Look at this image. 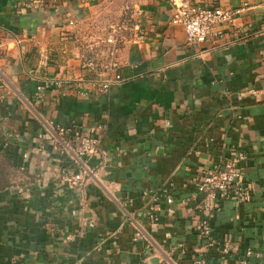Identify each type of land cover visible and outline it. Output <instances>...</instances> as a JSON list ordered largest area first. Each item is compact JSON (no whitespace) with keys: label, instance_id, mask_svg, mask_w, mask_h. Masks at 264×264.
<instances>
[{"label":"crops","instance_id":"1","mask_svg":"<svg viewBox=\"0 0 264 264\" xmlns=\"http://www.w3.org/2000/svg\"><path fill=\"white\" fill-rule=\"evenodd\" d=\"M28 1L0 0V154L33 176L0 189V264H145L179 242L198 245L196 185L239 155L251 200L227 199L201 216L216 235L261 251L264 264V0ZM183 2L232 8L236 18L189 44L172 23ZM117 25L124 82L79 95L72 84L84 89L97 72H86L85 58L106 76V36ZM74 120L105 126L104 163L90 161L95 176L82 190L62 181L77 169L59 164L47 136ZM162 187L174 202L162 199L152 222L157 203L145 192ZM138 227L151 247L133 241Z\"/></svg>","mask_w":264,"mask_h":264},{"label":"built area","instance_id":"2","mask_svg":"<svg viewBox=\"0 0 264 264\" xmlns=\"http://www.w3.org/2000/svg\"><path fill=\"white\" fill-rule=\"evenodd\" d=\"M47 0H29L27 6L30 8H42ZM236 18V11L232 8L221 7L212 4H194L183 2L176 4L172 16V23L184 26L186 31V41L189 44H203L210 38L218 34L216 27L220 24H232ZM75 20H69L70 25H75ZM122 27L120 25L112 27L106 36V41L110 45V61L104 65L105 77H101V64L94 58H85L82 67L86 72L97 70L91 84L82 88L80 83L72 84V89L81 96H97L104 94L114 85L124 82V77L120 73V63L115 53L121 39ZM148 33L140 30L137 35L139 42H144ZM99 72V73H98ZM46 85L38 87L36 103L41 104L44 100ZM169 124V122H167ZM51 132L47 134L52 140L53 156L61 165L64 160L76 167V171L65 170L61 176L62 181L77 189H84L90 177L95 176L96 169L90 165L94 158L98 161L96 166L103 165L106 151L101 146V134L105 130L102 123H88L82 120H74L70 124L57 123ZM28 154H25L27 156ZM245 155L225 160L222 164L212 166L206 170L196 185L195 198L196 215L194 218V230L200 238V243L188 246L185 242H179L168 252H161L162 261L160 264H259L263 258V253L252 247L242 250L241 246L225 237L216 235L212 229L209 219L201 216L205 211H212L221 208L222 203L231 198L238 201L251 200V187L247 184L243 173V161ZM71 167V168H72ZM157 205L148 213L152 222L158 219L160 201L167 203L174 202L171 189L162 187L157 190L145 192ZM133 241L143 242L146 248L151 247L145 230L138 227L133 235ZM145 257V264H150Z\"/></svg>","mask_w":264,"mask_h":264},{"label":"trees","instance_id":"3","mask_svg":"<svg viewBox=\"0 0 264 264\" xmlns=\"http://www.w3.org/2000/svg\"><path fill=\"white\" fill-rule=\"evenodd\" d=\"M0 159L2 160V162H0V164H9L11 166H14L15 168H17L20 172V178L18 180L15 181H10L8 180V178H6L3 173V166H0V189H5L7 187H11L13 185H18L19 183H23L24 180H30L33 178V176L31 174H29L27 172V170L22 169L20 167H18L17 165L14 164V159L12 157L0 154ZM24 177H26V179H24Z\"/></svg>","mask_w":264,"mask_h":264},{"label":"rangeland","instance_id":"4","mask_svg":"<svg viewBox=\"0 0 264 264\" xmlns=\"http://www.w3.org/2000/svg\"><path fill=\"white\" fill-rule=\"evenodd\" d=\"M0 162H2V160L0 159ZM0 166H3V170L2 173L3 175L8 178V180L10 181H15L18 180L20 178V172L17 168H15L14 166H11L9 164H0Z\"/></svg>","mask_w":264,"mask_h":264},{"label":"water","instance_id":"5","mask_svg":"<svg viewBox=\"0 0 264 264\" xmlns=\"http://www.w3.org/2000/svg\"><path fill=\"white\" fill-rule=\"evenodd\" d=\"M65 166L67 165V163L65 162L64 164ZM150 264H160V262L162 261V257L159 256H153L151 258L148 259Z\"/></svg>","mask_w":264,"mask_h":264}]
</instances>
